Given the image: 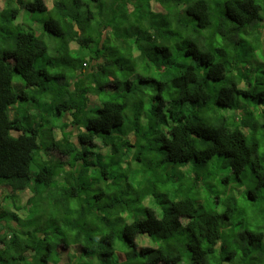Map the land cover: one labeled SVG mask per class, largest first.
Segmentation results:
<instances>
[{"label": "trees", "instance_id": "16d2710c", "mask_svg": "<svg viewBox=\"0 0 264 264\" xmlns=\"http://www.w3.org/2000/svg\"><path fill=\"white\" fill-rule=\"evenodd\" d=\"M2 187L0 264H264V0H2Z\"/></svg>", "mask_w": 264, "mask_h": 264}, {"label": "rangeland", "instance_id": "374dc122", "mask_svg": "<svg viewBox=\"0 0 264 264\" xmlns=\"http://www.w3.org/2000/svg\"><path fill=\"white\" fill-rule=\"evenodd\" d=\"M1 1H2V0H0V3H1ZM48 4L51 5L49 2H48ZM151 5H152L153 7L156 6L155 4H151ZM92 104H97V103H96L95 101L91 100V105H92ZM46 130H47V128H46ZM42 146H43V147H44V146L46 147L47 144L42 143ZM3 190H4V191H6V190L9 191V189H7V188L4 189V187H2V188L0 189V192H1V195H2L1 198H2L3 196H5V193H2V192H4ZM24 200H25V198H24V197H21V201H24ZM138 207H140V204L138 205Z\"/></svg>", "mask_w": 264, "mask_h": 264}]
</instances>
